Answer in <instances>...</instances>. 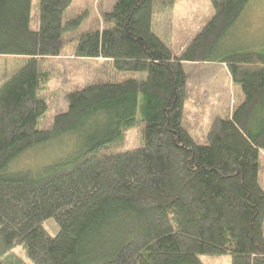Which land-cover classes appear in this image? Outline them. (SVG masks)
I'll list each match as a JSON object with an SVG mask.
<instances>
[{
	"label": "trees",
	"instance_id": "1",
	"mask_svg": "<svg viewBox=\"0 0 264 264\" xmlns=\"http://www.w3.org/2000/svg\"><path fill=\"white\" fill-rule=\"evenodd\" d=\"M72 1L39 0L35 28L31 0H0V54L27 56L0 81V264H206L204 253L264 264V49L225 43L250 0H211L212 17L179 54L153 29L155 0H115L74 54L145 76L70 89L68 109L40 128L44 62L84 15L65 18ZM186 61L225 64L244 91L203 140L186 119L198 89ZM138 121L141 145L107 149ZM65 139L79 149L32 169ZM31 151L34 162H21Z\"/></svg>",
	"mask_w": 264,
	"mask_h": 264
},
{
	"label": "rangeland",
	"instance_id": "2",
	"mask_svg": "<svg viewBox=\"0 0 264 264\" xmlns=\"http://www.w3.org/2000/svg\"><path fill=\"white\" fill-rule=\"evenodd\" d=\"M114 2L115 0H73L65 10V18L81 12H84V15L78 25L63 32L61 54L44 62L43 69L50 72L51 78L47 87L42 91L47 99L48 108L39 118L38 127L50 128L55 113L68 109L69 102L66 98V92L70 89L82 87L99 77L106 80H121L130 76H145V73L139 71L117 72L110 63H104L101 59L74 54L78 35L83 31L101 27L103 12L106 9L110 10ZM177 2L176 10H172V7L168 6L169 9L171 8L169 15L162 13L156 17L159 22L157 26L159 31L166 30V25L169 29L174 30L173 35L180 30L179 27L197 30L211 18V13H214L211 0H177ZM38 8L39 0H31V25L35 28L39 26L36 18ZM180 31L182 32V30ZM162 33L164 32L162 31ZM194 35L192 34L189 40ZM225 43L234 48L264 49V0L249 1L240 21L229 32ZM26 60V55L0 54V81L14 73ZM185 67L188 72L189 65H185ZM228 72L225 65L213 64L193 72V75L189 73L188 85L190 87L197 88L195 84H192L197 77L204 80L208 85V89L204 85L201 89L198 86V91L196 90L186 103V119L191 126L199 130L201 140L205 138L204 135L214 117L217 115L227 116L233 107L244 99L242 87L239 84H233L232 80L229 79ZM206 79L212 83H208ZM141 100L142 95L139 96V101ZM139 117L140 112L137 113V119ZM141 127L142 122L138 121L133 124L132 127L124 131L118 141L110 143L107 149L120 150L141 145L143 143L140 134ZM71 141V139H65L51 145L50 147L55 149L49 150L48 154L52 155L46 157V160L41 158L34 162L35 152L31 151L28 155H23L20 161L28 163L33 161L32 169L41 170L48 165L65 160L66 156H71L76 152L79 149V143L77 141L73 147H69L68 143ZM63 144L67 148H64ZM259 163V180L264 188V149L260 153ZM49 224L55 229L57 228L54 221L50 220ZM200 256L206 264H232L229 254L204 253Z\"/></svg>",
	"mask_w": 264,
	"mask_h": 264
},
{
	"label": "crops",
	"instance_id": "3",
	"mask_svg": "<svg viewBox=\"0 0 264 264\" xmlns=\"http://www.w3.org/2000/svg\"><path fill=\"white\" fill-rule=\"evenodd\" d=\"M177 3H178L177 0H155L154 11H153V29L171 47V49L173 50V52L175 54H179L183 50V48L186 46V44L189 42V38L192 36V34H196L201 28L200 27L197 30H194V28L191 30H187L186 28L179 27L178 29L182 30V32L180 30H178L175 35H173L174 30L169 29L168 25H166V30L161 29L164 33H162V31L158 30L157 26H158L159 22L156 20V17L162 13L169 15L171 8L169 9L168 6L172 7V10H176V7H177L176 4ZM106 10H108V9H106ZM211 14L213 15V12ZM185 30H186V32L183 33V31H185ZM165 34H167V35H165ZM182 34H184V35H182ZM213 64L221 65L218 63H210V62H203V63L199 62L198 63V62L186 61L185 65H189L188 80L190 77L189 73H191L190 75H193L192 74L193 72H196L200 69H203V68H205L209 65H213ZM223 65H225V64H223ZM225 67L228 70L226 65H225ZM193 70H195V71H193ZM228 73L230 75V72H228ZM198 79H199V77H197V79H195L194 82L192 81L193 82L192 84H195L197 86V88L199 86L200 89L202 88V85H204V86H206V89H208L207 83L202 79H199V80ZM229 79L232 80L231 75L229 76ZM206 80L208 81V83H210V84L212 83L208 79H206ZM222 91H224V90H222Z\"/></svg>",
	"mask_w": 264,
	"mask_h": 264
}]
</instances>
